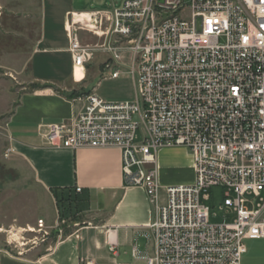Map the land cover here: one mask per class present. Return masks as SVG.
I'll use <instances>...</instances> for the list:
<instances>
[{"label":"built area","instance_id":"built-area-1","mask_svg":"<svg viewBox=\"0 0 264 264\" xmlns=\"http://www.w3.org/2000/svg\"><path fill=\"white\" fill-rule=\"evenodd\" d=\"M86 13L91 22L75 23L76 13L65 22L73 77L101 53L109 79L129 75L134 98L81 93L77 114L40 136L57 150L120 151L124 185L143 190L152 210L145 250L132 245L135 260L241 264L245 242L264 239V0H111L110 9ZM81 32L102 43H83ZM171 148L190 154L191 184H160L157 155ZM213 187L224 189L220 208L231 222L210 223ZM27 230L19 235H33L23 243L29 250L46 241L42 220ZM13 231L8 252L21 256Z\"/></svg>","mask_w":264,"mask_h":264},{"label":"crops","instance_id":"crops-1","mask_svg":"<svg viewBox=\"0 0 264 264\" xmlns=\"http://www.w3.org/2000/svg\"><path fill=\"white\" fill-rule=\"evenodd\" d=\"M67 2L73 5L72 0H44L51 12L61 11L62 23L48 26L41 17V35L27 63L28 83L36 87L23 92L12 108L10 98L5 106L0 104L4 118L0 130L6 138L3 141L9 140L4 151L12 148L11 161L32 173L50 197L59 222L52 192L66 201L67 215L62 221L67 231L55 236L49 247H36L21 256L0 244V264H144L134 259L131 250L134 243L140 252L145 250L144 228L152 220V210L143 190L124 185L120 151L110 147L57 150L40 136L44 126L67 122L77 114L82 103L75 98L87 92L86 80L97 74L90 67L84 69L81 81L73 77L65 22L71 13L89 11L62 8ZM157 166L162 186L193 182L192 159L183 148L161 150ZM76 187L81 188L79 193ZM245 245L241 264H264V239Z\"/></svg>","mask_w":264,"mask_h":264},{"label":"rangeland","instance_id":"rangeland-1","mask_svg":"<svg viewBox=\"0 0 264 264\" xmlns=\"http://www.w3.org/2000/svg\"><path fill=\"white\" fill-rule=\"evenodd\" d=\"M110 2L111 0H72V6L69 7L67 2L61 7L74 11L108 10ZM48 7L44 0H0V104H4L3 106L10 98L8 102L12 108L23 92L36 87L28 83L27 63L41 35V17L43 22L47 20L48 26L62 23L61 11L51 12ZM80 35L84 43H102V40L95 36H86L83 33ZM125 58L127 59V56ZM107 59L106 55L96 53L92 62L86 66V69L91 67L93 72H97L95 78L86 80L87 92L95 89V93L108 102L132 100L134 88L131 78L127 73H123L116 80L109 79L108 70L103 71ZM3 122L4 118L0 117V123ZM3 134L0 130V244L7 246L6 231L9 228L15 230L12 233H18L16 230L20 228L36 229L38 221L42 220L47 227L48 236L46 241L37 247L45 249L59 234L58 229L64 234L68 226L65 224L58 227L60 222L50 197L34 181L32 173L22 164L12 162V153L5 157L6 150L12 148H6L4 151L9 140L7 138L8 142H4L6 138ZM208 193L210 200L205 204L210 208V223H221L224 220L231 222L233 214L220 208L224 189L213 187ZM21 237V243H26L33 235H19V238ZM23 249L24 252L29 250V245L22 247L20 251Z\"/></svg>","mask_w":264,"mask_h":264},{"label":"bare ground","instance_id":"bare-ground-1","mask_svg":"<svg viewBox=\"0 0 264 264\" xmlns=\"http://www.w3.org/2000/svg\"><path fill=\"white\" fill-rule=\"evenodd\" d=\"M74 22L75 23H84V22H91V19H90V16L89 14L87 13H76L75 16H74ZM85 68H76L75 69V72H74V76H75V79L77 81H81L84 77V74H85ZM24 229L20 228L18 230V233L20 232H24L23 231ZM1 231V229H0ZM29 232H33V229L32 227H29L28 230ZM18 233H12L13 234V239L16 240L17 242H19V244L21 246H25V244L21 243V238H19V234Z\"/></svg>","mask_w":264,"mask_h":264},{"label":"trees","instance_id":"trees-1","mask_svg":"<svg viewBox=\"0 0 264 264\" xmlns=\"http://www.w3.org/2000/svg\"><path fill=\"white\" fill-rule=\"evenodd\" d=\"M54 199L56 201V206H57V210H58V216H59V220L62 221L63 219L66 218V207H65V202L60 196H57V194L55 192H52Z\"/></svg>","mask_w":264,"mask_h":264},{"label":"water","instance_id":"water-1","mask_svg":"<svg viewBox=\"0 0 264 264\" xmlns=\"http://www.w3.org/2000/svg\"><path fill=\"white\" fill-rule=\"evenodd\" d=\"M116 1H118V0H116Z\"/></svg>","mask_w":264,"mask_h":264}]
</instances>
